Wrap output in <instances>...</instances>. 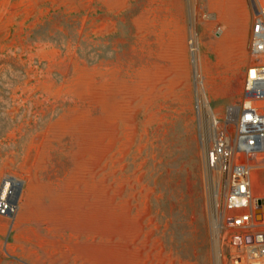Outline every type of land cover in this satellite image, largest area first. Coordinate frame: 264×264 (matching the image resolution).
<instances>
[{
    "label": "rangeland",
    "instance_id": "1",
    "mask_svg": "<svg viewBox=\"0 0 264 264\" xmlns=\"http://www.w3.org/2000/svg\"><path fill=\"white\" fill-rule=\"evenodd\" d=\"M201 4L199 65L220 117L251 64L250 7ZM187 25L185 0H0V180L21 182L0 264H25L13 240L53 249L68 227L76 264H251L242 229L215 240Z\"/></svg>",
    "mask_w": 264,
    "mask_h": 264
},
{
    "label": "built area",
    "instance_id": "2",
    "mask_svg": "<svg viewBox=\"0 0 264 264\" xmlns=\"http://www.w3.org/2000/svg\"><path fill=\"white\" fill-rule=\"evenodd\" d=\"M248 2L251 64L238 99L227 105L220 117L207 97L199 65L198 33L193 20L208 16L201 0H185L186 43L192 68L196 135L203 155V189L215 220V240L218 243L219 228L242 229L241 242L235 247L244 261L256 264L264 260V190H255L264 172V0ZM20 186V180L12 174L0 180V216L16 212ZM247 235L252 236L251 242L246 241ZM216 256L220 257L218 248Z\"/></svg>",
    "mask_w": 264,
    "mask_h": 264
},
{
    "label": "crops",
    "instance_id": "3",
    "mask_svg": "<svg viewBox=\"0 0 264 264\" xmlns=\"http://www.w3.org/2000/svg\"><path fill=\"white\" fill-rule=\"evenodd\" d=\"M218 3L217 13L220 14V5L224 2L234 3L235 0H216ZM250 11V10H249ZM250 13V12H249ZM234 18L237 19V13L234 12ZM237 23V22H236ZM231 27V26H230ZM236 27V25H235ZM250 30V14L246 20V32L249 36ZM65 223L70 226L74 224V216L71 217L67 215L62 219ZM28 221L26 219L20 218L17 220L18 227H29ZM34 227H30L29 229H33ZM68 229V230H67ZM67 229H59L56 236L57 245L55 248L45 249L44 246H39V244L32 243L30 235H27L26 239L22 243H18L15 239L12 242V250L18 253L21 261L25 264H76V258L74 255V245L72 242H76L73 231ZM34 230V229H33ZM49 231V230H48ZM46 232L45 235H49V232ZM26 234H29L26 232ZM72 243V244H71ZM73 245V246H72ZM72 246V248H71Z\"/></svg>",
    "mask_w": 264,
    "mask_h": 264
},
{
    "label": "water",
    "instance_id": "4",
    "mask_svg": "<svg viewBox=\"0 0 264 264\" xmlns=\"http://www.w3.org/2000/svg\"><path fill=\"white\" fill-rule=\"evenodd\" d=\"M245 239H246L247 242H251L252 241V236L251 235H247ZM236 240H239V239H236Z\"/></svg>",
    "mask_w": 264,
    "mask_h": 264
},
{
    "label": "bare ground",
    "instance_id": "5",
    "mask_svg": "<svg viewBox=\"0 0 264 264\" xmlns=\"http://www.w3.org/2000/svg\"><path fill=\"white\" fill-rule=\"evenodd\" d=\"M18 187H19V184H18V186H17V191H18ZM17 193V192H16Z\"/></svg>",
    "mask_w": 264,
    "mask_h": 264
}]
</instances>
